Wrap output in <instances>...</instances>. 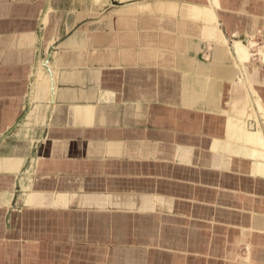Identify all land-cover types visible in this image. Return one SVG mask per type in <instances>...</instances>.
I'll list each match as a JSON object with an SVG mask.
<instances>
[{
  "label": "crops",
  "instance_id": "1",
  "mask_svg": "<svg viewBox=\"0 0 264 264\" xmlns=\"http://www.w3.org/2000/svg\"><path fill=\"white\" fill-rule=\"evenodd\" d=\"M254 37L264 0H0V264H264Z\"/></svg>",
  "mask_w": 264,
  "mask_h": 264
},
{
  "label": "rangeland",
  "instance_id": "2",
  "mask_svg": "<svg viewBox=\"0 0 264 264\" xmlns=\"http://www.w3.org/2000/svg\"><path fill=\"white\" fill-rule=\"evenodd\" d=\"M242 44L243 45H245V46H247L248 47V50H249V52H250V55H253L252 57H250L249 58V60H250V62L253 64H255V63H264V61H263V59H261V52H264V42H259L255 37L253 38V41H252V43L251 44H248V43H246V42H242ZM245 63H247L248 64V61H246V62H243L242 63V66H244V64ZM36 77H39V78H41V76L40 75H38V73H37V75H36V73L34 74ZM243 88V87H242ZM245 90V89H244ZM246 91V90H245ZM247 92V91H246ZM252 96H253V99H254V95L252 94ZM251 100L249 99H247V102H246V104H247V106H246V108H245V111H243L242 112V116H243V120L244 121H246V124H248V120H250L249 122L250 123H255V125H257V122H258V120L255 118V114H254V110L255 109H253V108H255V106L254 107H252V105H251ZM250 105V106H249ZM260 115V114H259ZM258 114H257V116H259ZM243 120H241V121H243ZM243 121V122H244ZM241 125V124H240ZM249 125V124H248ZM258 126L260 127V124H259V122H258ZM263 128H264V124H263ZM254 170H255V168H254ZM250 255H251V251H249V250H247V251H239V253H238V256H237V263L238 264H242V263H244V264H248L249 263V261H250ZM240 259V260H239Z\"/></svg>",
  "mask_w": 264,
  "mask_h": 264
},
{
  "label": "bare ground",
  "instance_id": "3",
  "mask_svg": "<svg viewBox=\"0 0 264 264\" xmlns=\"http://www.w3.org/2000/svg\"><path fill=\"white\" fill-rule=\"evenodd\" d=\"M214 8V7H213ZM216 17V16H215ZM39 64H41V63H39ZM44 65V64H43ZM38 75H40L39 73H38ZM49 75V74H48ZM41 76V75H40ZM47 76V75H46ZM50 76H51V74H50ZM50 76H48L49 78H50ZM46 82H47V79H46ZM240 88V87H239ZM242 89V88H241ZM244 89V88H243ZM248 92H249V90H247ZM240 92V91H239ZM244 92H245V90H244ZM248 92H245L244 93V98H243V96H240V99L241 100H247V95L249 94L250 95V92L248 93Z\"/></svg>",
  "mask_w": 264,
  "mask_h": 264
}]
</instances>
